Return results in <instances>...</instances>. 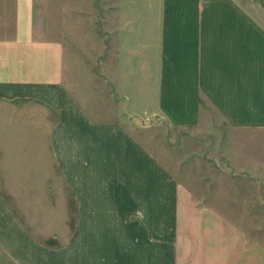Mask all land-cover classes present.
<instances>
[{
    "label": "crops",
    "instance_id": "0c3cea01",
    "mask_svg": "<svg viewBox=\"0 0 264 264\" xmlns=\"http://www.w3.org/2000/svg\"><path fill=\"white\" fill-rule=\"evenodd\" d=\"M33 1L0 0V264H234L198 178H264L243 149L264 139V6L100 0L91 56L38 32Z\"/></svg>",
    "mask_w": 264,
    "mask_h": 264
},
{
    "label": "rangeland",
    "instance_id": "374dc122",
    "mask_svg": "<svg viewBox=\"0 0 264 264\" xmlns=\"http://www.w3.org/2000/svg\"><path fill=\"white\" fill-rule=\"evenodd\" d=\"M257 1L264 6V0ZM33 2L38 32L46 37L65 42L68 35L66 26L72 27L73 30L67 40L71 41L72 37V42L76 46H79L77 42L79 43L80 40L87 44L86 37L82 35L87 36L88 40L102 35L98 28L106 19L102 16L100 0H34ZM81 30H83L82 34ZM84 49L86 52H91L89 55L96 56L95 40H92V44ZM76 50L79 57L84 56L80 48ZM85 51L83 53L86 54ZM154 127L158 128L155 132L164 146H168L170 152L176 154V138L171 135L167 137L165 129H160L156 124ZM247 139L248 144L242 148L249 151L250 163L262 164L261 161L264 163V139L261 135L252 133ZM215 180H212L207 173L201 175V179L198 178V181L218 186L216 194L210 196L209 206L214 208L219 218L227 220V230L230 229L229 222H231L233 241L227 239L228 250L232 241L234 264L235 262L245 264V259L240 256L241 244L245 249L246 246H251V243L255 242L264 250V178L257 175L250 176L237 167H222L217 171ZM216 237L211 236V239L218 243ZM241 237L243 239L239 245L238 240ZM248 259V264L257 263L253 257L248 256Z\"/></svg>",
    "mask_w": 264,
    "mask_h": 264
}]
</instances>
